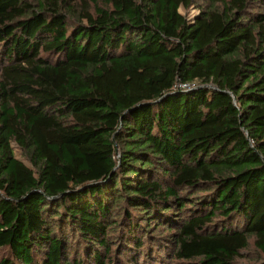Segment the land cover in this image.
I'll return each mask as SVG.
<instances>
[{
	"label": "trees",
	"instance_id": "16d2710c",
	"mask_svg": "<svg viewBox=\"0 0 264 264\" xmlns=\"http://www.w3.org/2000/svg\"><path fill=\"white\" fill-rule=\"evenodd\" d=\"M200 1L0 0V264L264 256V0Z\"/></svg>",
	"mask_w": 264,
	"mask_h": 264
},
{
	"label": "rangeland",
	"instance_id": "374dc122",
	"mask_svg": "<svg viewBox=\"0 0 264 264\" xmlns=\"http://www.w3.org/2000/svg\"><path fill=\"white\" fill-rule=\"evenodd\" d=\"M34 1V0H32ZM198 3H201L200 0H197ZM181 13L186 16L188 19H192L194 16H196L198 14V9L194 6L186 9V10H181ZM13 147V151H14V154H15V157L18 158L19 160L25 162V158L24 156L22 155L21 151L19 149L16 148V146H12ZM25 164L29 165L28 162H25ZM156 236H158V238L161 237V232L159 230L156 231V233H154ZM155 235L154 238H155ZM156 239V238H155ZM115 248V247H114ZM116 249V248H115ZM147 249V247H146ZM3 254V251L0 252V256ZM145 255V254H144ZM264 256L262 255V253H260L259 251H257L253 244H252V241H250V245L248 246L247 249L243 250L241 252V255L239 258H237L235 264H257L259 262L260 259H262ZM264 260V259H263ZM262 260V261H263ZM161 260L158 261L157 264H161L160 263ZM261 261V262H262ZM260 262V263H261ZM258 263V264H260ZM139 264H144L143 260L139 262ZM163 264V263H162ZM170 264H186V263H183V262H171Z\"/></svg>",
	"mask_w": 264,
	"mask_h": 264
},
{
	"label": "built area",
	"instance_id": "2783aa9c",
	"mask_svg": "<svg viewBox=\"0 0 264 264\" xmlns=\"http://www.w3.org/2000/svg\"><path fill=\"white\" fill-rule=\"evenodd\" d=\"M181 87H183L184 89H187V88H188V86H187V85H183V86H181Z\"/></svg>",
	"mask_w": 264,
	"mask_h": 264
}]
</instances>
